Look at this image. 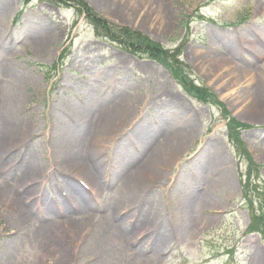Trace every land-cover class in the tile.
I'll return each mask as SVG.
<instances>
[{"label":"rangeland","instance_id":"obj_1","mask_svg":"<svg viewBox=\"0 0 264 264\" xmlns=\"http://www.w3.org/2000/svg\"><path fill=\"white\" fill-rule=\"evenodd\" d=\"M86 2L184 44L181 64L228 114L73 6L0 0V264H264L251 231L264 223V108L250 111L258 85L264 105V0ZM229 117L248 125L233 144ZM158 159L131 191L127 176Z\"/></svg>","mask_w":264,"mask_h":264},{"label":"trees","instance_id":"obj_2","mask_svg":"<svg viewBox=\"0 0 264 264\" xmlns=\"http://www.w3.org/2000/svg\"><path fill=\"white\" fill-rule=\"evenodd\" d=\"M28 1V0H25ZM55 4L71 5L76 8L77 12L94 25L96 34L105 37L127 51H130L139 57H150L166 64L184 86L187 92L192 93L197 98L217 104L223 109L224 115H227V110L223 107L222 102L215 94L205 85L198 84L185 70L180 61V54L183 44L176 48H170L163 43L157 42L149 35L143 34L130 26L114 23L96 12L86 0H50ZM228 134L231 142H239L240 130L247 127V124L241 123L234 118H230L227 123ZM249 183V181H248ZM264 223L261 226H252L253 230H261L264 233Z\"/></svg>","mask_w":264,"mask_h":264},{"label":"bare ground","instance_id":"obj_3","mask_svg":"<svg viewBox=\"0 0 264 264\" xmlns=\"http://www.w3.org/2000/svg\"><path fill=\"white\" fill-rule=\"evenodd\" d=\"M39 41L40 40H35L36 43L40 44L41 42H39ZM258 87H259V90H257V92H256L257 95L256 94L252 95L254 97V100L252 99L253 102L250 104V107H251L250 111H253V113L256 117H260L262 108H264V105H263L262 101L260 100L262 98V94L260 92V86L258 85ZM117 110H118V108H116V109L115 108H109L107 112H105L104 114L99 116L100 118L96 119L97 129H99V131L102 130V133H103V132H106V131L111 129V124H112V122L116 116ZM15 122L16 121H14V123ZM179 134L180 133H178V135L175 136L174 141L169 145L172 149L180 146L181 143L184 142L183 141L184 136L179 135ZM190 134H191V132L189 133V135ZM143 135H146V134L144 133ZM169 137L171 140L172 136L170 135ZM174 151H177V149ZM156 153H157V151H156ZM154 155H155V152H153V154H151V156L149 157L150 159L149 158L148 159L153 160L155 158ZM169 156H167V157H169ZM167 157H164V158H167ZM159 162H160V159L156 160V163H154L153 165H152V163L150 165H148L150 162H146L144 167H142L141 169H138V171L135 172L134 174L131 173L132 175L130 174L129 176H127L126 183L129 184L131 191H134L135 189H137V187H139V184L144 182L143 177L145 174L151 173V175L149 176L151 179H154V177H156V175L158 174V171H156L155 167H157L156 164H159ZM82 166H84V165H82ZM82 166H81V168H82ZM97 176H98V174L95 171L91 172V174H89V179L92 181H95ZM149 177L146 180H149L150 179ZM44 201L46 202V207L49 204L53 203L49 200H44ZM56 247H59L61 250H63L62 253H63L64 257H65V253H69V250L67 249V247L65 246V244L63 242H59L56 245Z\"/></svg>","mask_w":264,"mask_h":264}]
</instances>
